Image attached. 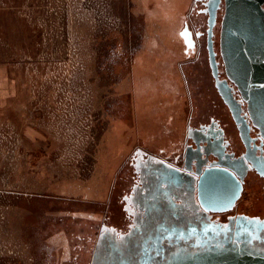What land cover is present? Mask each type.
<instances>
[{
  "label": "rangeland",
  "instance_id": "1",
  "mask_svg": "<svg viewBox=\"0 0 264 264\" xmlns=\"http://www.w3.org/2000/svg\"><path fill=\"white\" fill-rule=\"evenodd\" d=\"M152 1L0 0V63L17 82L0 106V264H84L97 226L123 219L105 198L133 149L165 144L171 119L185 128L195 105L169 50L184 47L190 7ZM237 210L264 215L261 180L247 178Z\"/></svg>",
  "mask_w": 264,
  "mask_h": 264
},
{
  "label": "flooded vegetation",
  "instance_id": "2",
  "mask_svg": "<svg viewBox=\"0 0 264 264\" xmlns=\"http://www.w3.org/2000/svg\"><path fill=\"white\" fill-rule=\"evenodd\" d=\"M213 1L192 0L189 15L183 19V26L178 31L184 47L174 49L172 53L175 54L172 58L182 68L188 98L192 106L195 105L186 111L185 128L179 132L176 128L179 119L169 118L170 129L163 131L167 134L165 144L159 147L137 144L127 164L118 168L119 179L109 189L112 194L106 193L105 203L107 207L114 202L119 204L123 219L110 222L114 216L110 214L107 215L109 219L97 226L89 241L84 264H164L175 253L203 250L208 244L235 246L247 242L246 239L255 232L252 225L246 223L250 218L261 221L262 227L259 239L247 242L246 249L264 251V215L237 210L249 176L264 184V139L250 119L247 102L226 74L220 53L224 0H219L216 9L211 41L218 79L225 80L248 125V144L243 141L232 112L216 85L208 48V9ZM190 66L193 74L186 72ZM164 75L171 78L172 72ZM190 81H193L191 88L188 86ZM133 94L130 92L126 96L134 98ZM148 95L151 98L152 93ZM162 95L169 99L173 97L167 92ZM163 113L162 110L158 114L148 113L144 118L153 123L150 126H156V119L165 117ZM218 162L232 165L242 176L243 183L233 207L223 212L206 210L199 199L198 182L202 170ZM121 183L123 188L119 186ZM193 243L197 244L195 248Z\"/></svg>",
  "mask_w": 264,
  "mask_h": 264
},
{
  "label": "water",
  "instance_id": "3",
  "mask_svg": "<svg viewBox=\"0 0 264 264\" xmlns=\"http://www.w3.org/2000/svg\"><path fill=\"white\" fill-rule=\"evenodd\" d=\"M219 0L208 9L210 62L216 85L232 112L243 141L249 142V128L241 115L240 105L233 98L225 80L217 76V61L212 47V27ZM220 53L228 78L233 81L247 102V110L264 139V0H224L221 18ZM202 170L199 177V199L206 210L223 212L233 207L243 189L242 176L230 164L218 162ZM255 229L246 239H259L262 222L246 221ZM247 242L238 245H210L186 254L175 253L164 264H264V251L246 249ZM193 243V247H196Z\"/></svg>",
  "mask_w": 264,
  "mask_h": 264
},
{
  "label": "crops",
  "instance_id": "4",
  "mask_svg": "<svg viewBox=\"0 0 264 264\" xmlns=\"http://www.w3.org/2000/svg\"><path fill=\"white\" fill-rule=\"evenodd\" d=\"M155 1H161V0H153L152 2L155 3ZM173 5L170 6L171 9H178V10H186L192 0H173ZM144 3V2H143ZM148 7V5L145 6V8ZM185 13V11H183L182 14H180V17L178 18H172L169 15H164V16H159V18H155L154 22L157 21V24H160L161 26H163L165 28V26H170V24H173L174 22L178 23V19L180 21V18L183 17V14ZM159 33V32H158ZM172 34V33H171ZM171 34H169V32H166L164 30L163 32V36L166 39L172 40L171 38ZM173 41V40H172ZM174 48H170V55L173 53ZM168 53V52H166ZM141 65H143V62L140 63ZM159 67V66H157ZM169 72V71H167ZM166 73V72H165ZM17 82H15L14 79H12L10 73H9V69L5 64H1L0 63V106H5L8 102V99H11L13 96L16 95V91H17Z\"/></svg>",
  "mask_w": 264,
  "mask_h": 264
}]
</instances>
